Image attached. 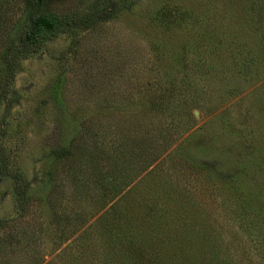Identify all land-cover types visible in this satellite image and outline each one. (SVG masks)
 Listing matches in <instances>:
<instances>
[{
  "label": "rangeland",
  "instance_id": "obj_1",
  "mask_svg": "<svg viewBox=\"0 0 264 264\" xmlns=\"http://www.w3.org/2000/svg\"><path fill=\"white\" fill-rule=\"evenodd\" d=\"M21 1L0 0V53L24 27ZM116 2L20 61L8 114L0 98V143L27 189L21 205L0 173V264H264V0ZM70 143L97 162L53 160ZM115 150L131 157L122 193L137 184L154 205L137 213L160 216L138 236L169 248L110 238L115 212L133 210L103 214L115 199L97 176Z\"/></svg>",
  "mask_w": 264,
  "mask_h": 264
},
{
  "label": "trees",
  "instance_id": "obj_2",
  "mask_svg": "<svg viewBox=\"0 0 264 264\" xmlns=\"http://www.w3.org/2000/svg\"><path fill=\"white\" fill-rule=\"evenodd\" d=\"M57 1L59 0L21 1L24 10V27L18 37H13L8 40L3 51L0 53V65L2 67L0 98L5 104V114H8L11 109L12 99L10 94L13 92L11 85L22 59L38 51L47 40L55 36L63 27L70 29H88L93 27L97 22L107 21L116 14L118 9L116 0H79L76 11L64 15H56L52 11V5ZM2 7L3 2L0 3V23L2 22L1 17L4 16L1 14ZM5 132L6 130L1 131V136L5 135ZM81 150L86 149L82 148L81 145L79 149L77 144L72 145V143H70L65 147L52 150L51 155L53 160L66 162L74 155L79 156V153H86V151L83 152ZM96 152H98L97 149L87 150L86 156L89 158V163L90 160L93 161V163L97 162L98 158L96 157ZM94 156L97 160L94 159ZM109 157L111 160L107 161L108 169L105 173L106 175L100 177L98 174L99 177L97 176V182L100 184L99 190L101 197L108 198V203L113 199H115V201L109 207V211H105L103 214H109L110 210L114 208V205L122 207L128 206L133 208V210L127 213V209L125 208L122 212H115L113 219L116 220L114 222L115 226H113V228L110 227V232H108V234L111 235V230L114 231L115 229L120 234L119 236L128 237V239L131 240L130 242L128 241L129 245L126 241V243L123 242V246L126 247V250H132V252L136 248H144L148 243L152 248L156 238L160 237L162 245H160V247H153L152 249L157 248L158 250H163L169 248L165 244L166 236H155L157 234L153 236H150L152 234L148 236H138L140 235L139 232L144 228L141 224H155L160 216L151 212L142 213V215L137 213V208L142 207V205L154 206L151 193H149L143 201H139V196L136 195V191L138 190H135L137 184L131 186L124 194L122 193L134 180V177L126 175L129 173L125 164H129L131 157H124L123 153L119 150H115ZM181 161L186 162L184 158H182ZM9 164V155L4 150L2 143H0V173L9 176L14 181V190L19 203L22 205L24 203L23 201L26 199L27 189L25 190V187L22 186L23 179L21 174L12 172L9 169ZM102 167L104 168V164H100L98 168L101 169ZM146 169L147 168L144 167V170ZM143 202L144 204H142ZM136 225H138V227H136ZM153 228L152 226L151 231H153ZM157 230L158 228L156 231ZM130 236H132V239H130ZM112 237L111 235L110 238L112 239ZM110 245L112 246V243H110ZM155 257H163V260H167V258H165L166 256L158 257L156 255ZM213 258L215 259V257L211 256L210 261L213 260ZM217 262H219L218 259Z\"/></svg>",
  "mask_w": 264,
  "mask_h": 264
}]
</instances>
